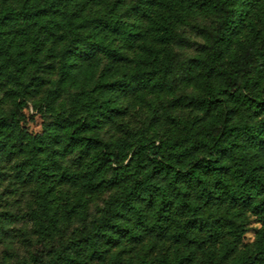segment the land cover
Returning a JSON list of instances; mask_svg holds the SVG:
<instances>
[{"label": "trees", "instance_id": "16d2710c", "mask_svg": "<svg viewBox=\"0 0 264 264\" xmlns=\"http://www.w3.org/2000/svg\"><path fill=\"white\" fill-rule=\"evenodd\" d=\"M11 1L0 0V81L46 51L58 59L51 99L70 88L88 89L76 95L83 114L48 109L55 118L44 134L21 129L19 113L27 107L21 95L17 112L0 117V162L21 155L15 177L36 187L32 221L39 239L53 243L62 223H83L75 237L36 264H264V164L255 159L264 151V0H137L138 26L90 17L89 0H23L20 14ZM200 14L218 18L208 67L227 75L229 84L192 105L206 114L221 109L219 130L169 155L156 141L136 147L126 140L104 142L98 133L126 114L123 99L166 82L175 29ZM22 17L26 26L16 29ZM37 25L47 32L44 41ZM67 32L70 42L63 39ZM117 39L131 47L140 43L129 83L109 82L120 71L115 62L100 70L98 53ZM238 58L254 83H236L237 72L224 62L234 65ZM42 83L32 79L29 86L39 89ZM256 84L260 93L250 96ZM229 99L232 108L225 104ZM243 108L250 113L246 120ZM88 151H96L90 164L68 170V157ZM106 191L115 194L101 216L86 224L88 202ZM247 216L262 227L256 243L243 247Z\"/></svg>", "mask_w": 264, "mask_h": 264}, {"label": "rangeland", "instance_id": "374dc122", "mask_svg": "<svg viewBox=\"0 0 264 264\" xmlns=\"http://www.w3.org/2000/svg\"><path fill=\"white\" fill-rule=\"evenodd\" d=\"M23 0H12L11 5L17 13H22ZM137 0H89L86 12L92 18L110 20L113 24H128L138 26L140 15L136 7ZM218 18L214 15L200 14L189 16L175 29L172 44L173 60L166 82L156 91L143 90L135 95L123 99L126 114L115 124L105 126L99 137L114 146L120 140H126L132 147H136L142 140L156 141L167 146L166 155L179 150L183 145L191 144L196 136H204L211 131L219 130L224 116L221 109H214L211 113L192 105L195 99L208 98L209 91L215 88H225L229 83L227 75L219 76L209 70L211 63V38L215 35ZM24 17L15 27L24 29ZM37 36L44 41L46 30L36 26ZM65 42L72 39L71 33L63 36ZM98 53L102 70L105 66L115 62L119 73L109 79L118 84L129 83L136 71L138 50L140 43L130 46L123 39L109 41ZM50 47V43H46ZM32 49H27V60ZM115 59V60H113ZM225 64L237 72L236 83L243 86L254 83L253 73L244 68L243 60L233 65L225 60ZM24 66V64L22 65ZM13 76L7 81H0V117H10L17 112V94L27 102V107L20 114V127L28 134L35 136L44 134L47 126L54 120V115L48 110L53 108L64 115H81L83 112L76 104V95L82 93V88H70L56 99H51L49 93L56 90L58 78V59L46 51L35 57L28 68L13 70ZM42 80V86L37 89L30 87L31 80ZM261 87L256 84L250 96L257 97ZM88 93V89L84 90ZM90 94L96 97L93 91ZM21 100V99H20ZM228 108L235 106L229 99L225 101ZM249 112L243 108L242 118L246 120ZM17 137V133H10ZM96 151L75 153L68 157L65 165L70 171H80L92 162ZM21 159L17 154L13 159L0 162V215L9 214L8 220L0 217V264H36L48 260L55 249L66 244L75 237L83 226L81 222L61 224V232L53 243H45L39 239L32 221L36 209L35 186H27L16 179V166ZM256 160L264 164V151L256 153ZM115 168V166H113ZM114 171L110 170L108 177ZM66 193V190H63ZM115 193L106 191L92 197L87 205L86 224L98 219L107 202ZM262 225L257 218L247 216L244 226L242 246H253L257 241V234Z\"/></svg>", "mask_w": 264, "mask_h": 264}]
</instances>
